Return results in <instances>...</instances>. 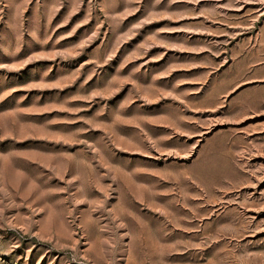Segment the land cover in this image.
<instances>
[{"label": "rangeland", "instance_id": "rangeland-1", "mask_svg": "<svg viewBox=\"0 0 264 264\" xmlns=\"http://www.w3.org/2000/svg\"><path fill=\"white\" fill-rule=\"evenodd\" d=\"M0 264H264V0H0Z\"/></svg>", "mask_w": 264, "mask_h": 264}]
</instances>
